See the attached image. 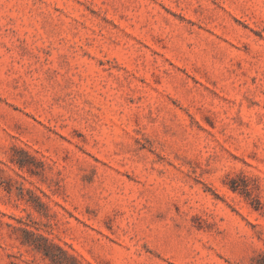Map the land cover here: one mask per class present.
<instances>
[{
    "label": "rangeland",
    "instance_id": "1",
    "mask_svg": "<svg viewBox=\"0 0 264 264\" xmlns=\"http://www.w3.org/2000/svg\"><path fill=\"white\" fill-rule=\"evenodd\" d=\"M264 0H0V264H253Z\"/></svg>",
    "mask_w": 264,
    "mask_h": 264
},
{
    "label": "trees",
    "instance_id": "2",
    "mask_svg": "<svg viewBox=\"0 0 264 264\" xmlns=\"http://www.w3.org/2000/svg\"><path fill=\"white\" fill-rule=\"evenodd\" d=\"M253 264H264V250L258 252L253 257Z\"/></svg>",
    "mask_w": 264,
    "mask_h": 264
}]
</instances>
